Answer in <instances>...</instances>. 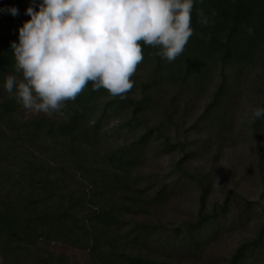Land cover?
<instances>
[{"label": "trees", "instance_id": "1", "mask_svg": "<svg viewBox=\"0 0 264 264\" xmlns=\"http://www.w3.org/2000/svg\"><path fill=\"white\" fill-rule=\"evenodd\" d=\"M29 6L35 8L30 0H0L1 264H70L53 251L55 243L87 251L90 264H171L172 256L201 255L252 205L243 201L242 212L231 217L226 198L206 211L205 177L187 165L220 141L221 127L233 122L240 86L256 68L251 85L264 108V0H197L191 20L196 34L175 61L140 42L144 60L125 99L93 91L89 82L63 114L23 120L17 116L22 105L3 84L9 74L20 79L11 44L30 19ZM13 7L19 15L7 11ZM197 9L208 16V26L199 24ZM252 127L256 137L263 135L264 117L253 118ZM177 152L174 181L146 173L152 155ZM180 180L198 186L197 214L169 229L162 242L164 227L134 218L164 204ZM261 262L264 226L223 264Z\"/></svg>", "mask_w": 264, "mask_h": 264}, {"label": "clouds", "instance_id": "2", "mask_svg": "<svg viewBox=\"0 0 264 264\" xmlns=\"http://www.w3.org/2000/svg\"><path fill=\"white\" fill-rule=\"evenodd\" d=\"M196 2L30 0L35 8L25 9L30 19L11 44L20 79L9 74L3 87L24 109L47 116L63 114L66 102L74 101L89 82L93 91L103 88L111 97L125 99L135 86L130 77L144 60L140 42L158 48L169 63L175 61L196 34L191 26ZM7 11L19 15L17 8ZM196 15L200 25L211 23L202 9ZM253 115L264 117V108H254Z\"/></svg>", "mask_w": 264, "mask_h": 264}, {"label": "rangeland", "instance_id": "3", "mask_svg": "<svg viewBox=\"0 0 264 264\" xmlns=\"http://www.w3.org/2000/svg\"><path fill=\"white\" fill-rule=\"evenodd\" d=\"M259 72L260 69L256 68L245 80L246 84L240 86L241 92L236 100L233 122L221 127L223 136L220 141L212 145L205 158H196L187 165L192 174L198 178L205 177L201 179L208 189L206 211L215 204L223 203L226 198L230 211L228 216H236V213L242 212L243 201L252 203L251 209L242 218L237 219L232 228L223 233L217 241L204 248L201 255L195 259L182 255L172 256L168 259L171 264H223L235 247L254 238L257 230L264 226V134L259 132L256 137L252 127L253 109L258 107L259 101L255 85H251V82ZM40 115L42 114L37 115L23 107L17 114L23 120L34 119ZM189 135L193 137L191 133ZM191 148L196 149L194 145ZM151 157L145 171L152 173L156 181L168 183L178 177L172 165L180 159L179 152L170 157ZM176 185L173 195L164 204L152 208L145 216L134 218L164 227L162 242L166 241L169 229L184 221L193 220L197 214L199 188L196 183L192 180H180ZM52 249L56 253L67 255L70 264H90L87 251L59 243L53 244Z\"/></svg>", "mask_w": 264, "mask_h": 264}]
</instances>
